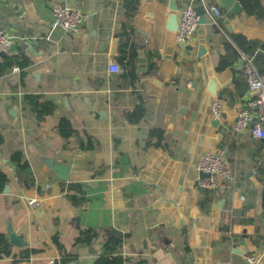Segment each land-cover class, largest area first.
Segmentation results:
<instances>
[{"label": "crops", "instance_id": "obj_1", "mask_svg": "<svg viewBox=\"0 0 264 264\" xmlns=\"http://www.w3.org/2000/svg\"><path fill=\"white\" fill-rule=\"evenodd\" d=\"M210 1L222 7L225 17L212 20L205 13L207 22L194 33L191 47L183 49L167 24L171 2L178 14L186 0H141L126 33L123 0H0V27L12 38L3 59L16 56L28 64L24 77L17 65L0 76V169L10 179L9 191L0 192V232H13L23 241L13 244L16 254L24 248L41 250L22 261L1 258L0 264H53L61 257L56 235L66 251L77 255L67 264H94L112 228L126 233L123 255L152 264H248L249 253L259 254L264 264V166L253 171L264 157V139L253 138L251 128L234 137L222 124L229 126L250 102L242 56L218 69L230 34L264 43V18L243 7L234 14L219 0ZM53 2L85 13L79 33L53 26ZM90 17L94 31L88 28ZM27 39L38 43L41 55L31 57L34 47L20 55ZM200 45L207 50L201 57ZM132 52L136 58L129 64ZM113 61L121 72L109 71ZM210 77L218 82L217 95L207 90ZM28 94L54 101V112L41 119L26 102ZM216 97L223 101L218 125L210 114ZM140 102L142 119L129 121L127 112ZM62 117L75 129L70 137L59 133ZM153 128L162 130L159 143ZM80 145L89 160L63 164L65 178L59 177L58 153L72 154ZM222 148L237 181L224 182L205 211L196 163L202 153ZM14 151L29 162L24 175L33 179L27 184L11 161ZM63 183L82 189L64 190ZM69 193L87 202L76 206ZM86 228L96 229L99 237L74 245ZM258 235L262 239L256 243Z\"/></svg>", "mask_w": 264, "mask_h": 264}, {"label": "trees", "instance_id": "obj_2", "mask_svg": "<svg viewBox=\"0 0 264 264\" xmlns=\"http://www.w3.org/2000/svg\"><path fill=\"white\" fill-rule=\"evenodd\" d=\"M141 0H123L124 8V30L126 33V28L130 25V21L138 13L139 4ZM242 5L243 9L251 14L255 15L260 19L264 18V8L261 0H238ZM128 43H126V46ZM226 55L220 59L218 64V69H224L227 66L233 64V62L242 56V53L247 55H252L256 53V64L258 68L264 71V53L257 52V48L260 47L264 50V43H261L257 40L248 39L242 33H232L230 34L225 41ZM129 46L128 49H130ZM126 53V50H122ZM126 55V54H125ZM126 58V57H125ZM136 58V53L132 52L129 56V64L133 63ZM19 66L21 69V76L26 75L25 68L28 66L27 62H21L16 56H6L0 62V76L8 72L14 66ZM155 68V64L152 63L150 71ZM26 102L36 111L37 115L42 119L46 115L52 114L55 110V103L49 99H42V96L39 94H28L25 96ZM144 104L140 102L134 109L127 112L129 121L138 122L142 119L144 115ZM59 133L64 137H70L74 134L75 129L72 126V123L69 118L62 117L58 123ZM152 137H157L159 143L163 138L162 130L153 128L151 130ZM4 141V137L0 131V144ZM90 144L91 140H90ZM12 163L18 168V178L23 184H27L32 181L33 177L31 174L24 175L25 172L29 171L30 165L29 162L24 159L21 151H14L11 155ZM260 172L264 173V168H260ZM8 175L0 169V192L4 190L5 186L9 182ZM62 189L64 190H79L81 191L82 187L76 183H63ZM216 191L204 190L203 196L201 197L199 204L200 207L209 211L212 207L213 201L216 199ZM68 198L76 206H81L87 202V198L84 196H79L76 194L69 193ZM263 207H264V192H263ZM99 237V233L96 229L86 228L82 229L79 235L75 238L74 245H87L92 244L95 239ZM262 239V236H256L254 240L256 243ZM54 242L57 243L60 251L61 257L56 259L53 264H67L71 260L77 259V255L66 251L64 245L60 242L58 236H54ZM123 247V238L120 236L111 235L107 237L104 242V245L100 249V252L96 255L94 264H152L150 260L144 257H139L137 259L125 256L122 254ZM38 248H24L19 254L14 252V245L11 243L9 236L5 232H0V259L4 257L12 256L15 261H22L29 259L32 254L40 252Z\"/></svg>", "mask_w": 264, "mask_h": 264}, {"label": "built area", "instance_id": "obj_3", "mask_svg": "<svg viewBox=\"0 0 264 264\" xmlns=\"http://www.w3.org/2000/svg\"><path fill=\"white\" fill-rule=\"evenodd\" d=\"M197 7L203 8L212 20L225 17L222 7L210 0H186L184 6L178 12V28L175 31L176 40L182 45L183 49L191 47L193 35L201 24ZM51 10L55 18L54 27H60L69 34H77L82 30L86 16L81 9L72 8L61 2H53ZM11 44L10 34L0 27V62ZM242 64L244 76L251 92L250 102L247 107L238 111L235 120L229 126L223 122L222 124L234 137L241 136L251 128L253 138L264 139V71L258 68L256 58L253 55L249 56L242 53ZM14 69L19 70V67ZM109 71L112 73L121 72L122 67L119 63L113 61L109 65ZM222 105V99L216 97L210 106L211 117L218 120L219 124L222 120ZM263 166L264 157L259 159L253 171L257 173L259 168ZM196 169L200 174L198 186L203 190L216 191L226 181H237L227 150L224 148L202 153L197 160ZM201 174H205V176H201ZM241 197L243 198V196ZM30 203H37V200H31ZM245 259L248 264H262L261 256L257 253L246 254Z\"/></svg>", "mask_w": 264, "mask_h": 264}, {"label": "water", "instance_id": "obj_4", "mask_svg": "<svg viewBox=\"0 0 264 264\" xmlns=\"http://www.w3.org/2000/svg\"><path fill=\"white\" fill-rule=\"evenodd\" d=\"M105 0H99L100 3L104 2ZM221 2V4L224 6L225 9L231 11L234 14H238L239 12H241L242 10V6L240 5V3L237 0H219ZM170 8L173 10V13L171 14V16L169 17L168 20V24L167 27L171 30H177L178 28V14L176 13L177 11V7L173 4V2H171ZM197 12L200 15V23H206L207 22V18L205 16V11L203 8L201 7H197ZM89 25L88 28L91 31H94L92 29V17L89 18L88 20ZM229 30H231V28L229 27ZM93 36L96 35V32L92 33ZM116 41V39H115ZM114 41V43H115ZM16 45H13L12 47L15 48ZM33 47L35 49H37V53H33V55H31V57L34 56H39L42 54V52L38 51V43L36 41H32L30 39H27L24 44L21 46L22 50L20 51V55L25 57L27 51H32ZM206 47L204 45H200L199 47V57H201L202 55H204L206 53ZM140 62L144 61V58H140L139 59ZM207 90L212 93L217 95V90H218V82L216 80L215 77H210L209 78V84L207 86ZM215 124H219L218 120H215ZM86 151L85 149L80 145V147L78 149H74L72 154H65L63 152H59L58 153V161L60 163L61 166L56 167L55 169L58 170L59 173V177L61 178H65V176H62V174L60 173V171H62L64 169V167L62 166L63 164H69L70 166L72 164H82L83 162H87L89 159H83V157L86 155ZM250 170V169H249ZM201 176H205V174H201ZM32 185H34V182H32ZM42 187H46V184L41 183L40 184ZM9 191V184H7L3 190V192H8ZM218 206H221V203L218 204ZM263 226H264V221H263ZM110 233L112 235L115 236H120V237H124L126 236V233H124L122 230L116 229V228H112L110 229ZM9 239L11 241L12 244L15 245H22V240H20V238L13 232L9 233ZM103 245V241L98 240L97 241V246H102ZM239 251V253H242L241 250H236Z\"/></svg>", "mask_w": 264, "mask_h": 264}]
</instances>
